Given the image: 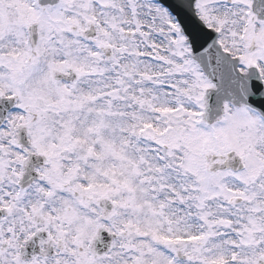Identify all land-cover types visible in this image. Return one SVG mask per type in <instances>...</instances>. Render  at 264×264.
Masks as SVG:
<instances>
[{
    "label": "snow or ice",
    "instance_id": "1",
    "mask_svg": "<svg viewBox=\"0 0 264 264\" xmlns=\"http://www.w3.org/2000/svg\"><path fill=\"white\" fill-rule=\"evenodd\" d=\"M0 264H264V0H0Z\"/></svg>",
    "mask_w": 264,
    "mask_h": 264
},
{
    "label": "flooded vegetation",
    "instance_id": "2",
    "mask_svg": "<svg viewBox=\"0 0 264 264\" xmlns=\"http://www.w3.org/2000/svg\"><path fill=\"white\" fill-rule=\"evenodd\" d=\"M29 251H31V250H29Z\"/></svg>",
    "mask_w": 264,
    "mask_h": 264
}]
</instances>
